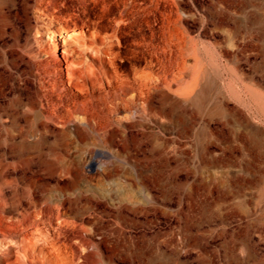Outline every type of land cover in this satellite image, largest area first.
I'll return each mask as SVG.
<instances>
[{
  "label": "rangeland",
  "instance_id": "rangeland-1",
  "mask_svg": "<svg viewBox=\"0 0 264 264\" xmlns=\"http://www.w3.org/2000/svg\"><path fill=\"white\" fill-rule=\"evenodd\" d=\"M39 1L2 0L18 9L15 33L6 27L0 39L2 100L21 98L34 106L27 114L21 110L30 120L24 129L29 140L42 139L35 132L43 121L33 76L45 46L40 33L50 30L52 48L54 34L66 24L103 25V37L143 74L159 70L149 44L158 39L161 12L172 9L177 34L193 42L188 63L196 80L189 100L180 96L181 74L171 90L162 84L154 91V111L167 116L137 118L134 111L122 124L113 119L108 133L83 141L74 132L47 139L46 147L67 150L59 159L47 155L50 173H57L48 177V193L63 180L59 166L71 161L80 167L82 194L94 201L101 229L93 257L106 264H264V0H137L148 5L146 15L130 2L134 12L118 26L116 38L110 19L119 0H44L48 8L55 5L51 21L36 9ZM140 34L143 49L137 46ZM64 38L71 52L74 41ZM45 65L47 71L58 68ZM5 145L0 143V152ZM9 162L0 164L1 180L21 169ZM89 177L96 181L92 189ZM5 191L10 195L11 188Z\"/></svg>",
  "mask_w": 264,
  "mask_h": 264
},
{
  "label": "bare ground",
  "instance_id": "bare-ground-1",
  "mask_svg": "<svg viewBox=\"0 0 264 264\" xmlns=\"http://www.w3.org/2000/svg\"><path fill=\"white\" fill-rule=\"evenodd\" d=\"M130 2L143 16L149 9L137 0H119L117 13L110 19L116 25L111 38H116L118 26L129 20L133 11ZM37 3L40 14L50 21L55 18L54 4L49 3L51 9L44 0ZM175 16L172 9L160 14L158 39L154 38L149 44L157 53L153 52L159 65V70L153 74L133 70L130 61L122 57V49L116 47L112 39L103 37L106 29L103 25L66 24V28L61 27L54 34L52 48L50 30L46 27L47 30L39 35L45 44L39 53L43 58L36 63L33 75L38 81L37 98L43 121L35 129L36 133L40 131V140H29V132L24 129L30 120L21 115L22 109L27 114L35 109L34 106L23 103L21 98L15 102L2 100L0 88V143L6 144L0 152V164L8 159L7 164L13 169L21 168L19 172L0 178V264H106L93 257L94 254L98 256L100 245L93 240L101 228L93 199L88 194L83 195L79 187L80 167L71 161L68 166H59L58 176L63 180L60 179L53 192L48 193V177L57 173H50L47 155L53 154L59 159L67 150L46 147L47 139H66L74 132L78 140L83 141L92 133H108L113 119L122 124L134 111L137 118L167 116L162 111H154L153 94L162 84L171 90V82L180 74L176 80L185 86L180 96L189 100L196 80L192 65L188 63L194 53L193 42L179 37ZM16 17L18 9L0 0V39L7 34L6 27L11 34L15 33L12 19ZM104 18L98 17L100 21ZM64 34L74 41L71 52L63 46L66 43ZM145 44V37L140 34L137 46L143 49ZM45 64L50 67L58 64V68L47 71ZM118 114L123 116L116 118ZM82 122L84 125L80 124ZM180 123L183 124V119ZM183 126L188 134L187 122ZM7 177L10 182L6 181ZM94 179L88 178L86 186L89 189L96 186ZM5 186L11 188L10 195ZM83 249L87 250L85 254Z\"/></svg>",
  "mask_w": 264,
  "mask_h": 264
}]
</instances>
